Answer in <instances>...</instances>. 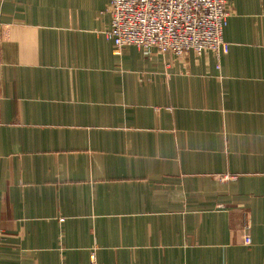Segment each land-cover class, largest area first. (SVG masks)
I'll list each match as a JSON object with an SVG mask.
<instances>
[{"label":"crops","instance_id":"obj_1","mask_svg":"<svg viewBox=\"0 0 264 264\" xmlns=\"http://www.w3.org/2000/svg\"><path fill=\"white\" fill-rule=\"evenodd\" d=\"M229 3L177 57L116 52L110 0H0V264H264V0Z\"/></svg>","mask_w":264,"mask_h":264},{"label":"built area","instance_id":"obj_2","mask_svg":"<svg viewBox=\"0 0 264 264\" xmlns=\"http://www.w3.org/2000/svg\"><path fill=\"white\" fill-rule=\"evenodd\" d=\"M109 12L106 37L118 53L128 45L154 47L177 57L190 51L201 56L229 50L223 37L229 0H110ZM245 243H251L250 237ZM92 264H97L95 254Z\"/></svg>","mask_w":264,"mask_h":264},{"label":"rangeland","instance_id":"obj_3","mask_svg":"<svg viewBox=\"0 0 264 264\" xmlns=\"http://www.w3.org/2000/svg\"><path fill=\"white\" fill-rule=\"evenodd\" d=\"M126 47V46H125ZM152 48V47H151ZM154 48V47H153ZM158 50V49H157ZM159 51V50H158ZM191 52V51H190ZM193 52V51H192ZM162 54V53H161ZM167 54V53H166ZM198 56V55H197ZM202 56V55H201Z\"/></svg>","mask_w":264,"mask_h":264}]
</instances>
